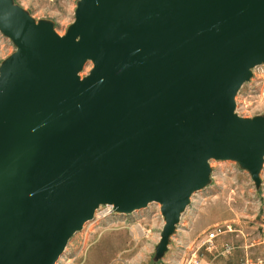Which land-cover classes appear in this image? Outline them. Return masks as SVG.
<instances>
[{
  "label": "water",
  "instance_id": "1",
  "mask_svg": "<svg viewBox=\"0 0 264 264\" xmlns=\"http://www.w3.org/2000/svg\"><path fill=\"white\" fill-rule=\"evenodd\" d=\"M0 32L17 48L0 67V264H56L101 206L153 203L161 258L210 161L261 186L264 117L235 112L264 66V0H78L64 36L0 0Z\"/></svg>",
  "mask_w": 264,
  "mask_h": 264
},
{
  "label": "rangeland",
  "instance_id": "2",
  "mask_svg": "<svg viewBox=\"0 0 264 264\" xmlns=\"http://www.w3.org/2000/svg\"><path fill=\"white\" fill-rule=\"evenodd\" d=\"M14 2L36 22L53 23L60 36H64L74 23L78 4V0ZM16 49L15 44L0 32V67ZM92 66L91 62L87 63L80 76H87ZM252 73L250 81L242 86L236 97L235 113L244 118L264 117V66L255 67ZM210 167V183L192 196L191 204L182 215V218L189 216L188 223L182 225L180 221L163 257L157 258V247L165 225L159 204H150L131 214L111 212L105 217L102 215L110 207L101 206L94 219L69 240L56 264H182V258H187L191 249L188 248L190 241L181 236L188 231V235L195 239V199L204 203L197 227L211 220L225 222L233 214L234 219L244 222L247 231L244 238H260L261 234L264 238V184L258 188L250 173L234 161L212 160ZM263 175L264 166L261 179ZM252 253V259L264 258V248ZM238 255L230 264H241L243 258L240 260Z\"/></svg>",
  "mask_w": 264,
  "mask_h": 264
},
{
  "label": "crops",
  "instance_id": "3",
  "mask_svg": "<svg viewBox=\"0 0 264 264\" xmlns=\"http://www.w3.org/2000/svg\"><path fill=\"white\" fill-rule=\"evenodd\" d=\"M261 180L262 183L264 184V175L262 176ZM203 204H204L203 202H200L198 199H195V239L198 236L205 233L206 231L211 230L218 225H228L231 227L230 229L231 231L225 233L224 235L218 236L217 239L215 240L216 249L211 253H209L208 257L206 258V260L209 261L211 264H230V262L233 260L234 257L236 256L239 257L238 253L240 254V260H241L242 258L244 259L247 255L249 257L251 256V254L253 255L252 252H255L256 250H262L264 248V238L262 234L260 235V238H253L250 240L244 238L246 236L245 232H247L246 227L244 226V222L234 219L233 214H231L230 217L225 222H218L215 220H211L207 222L204 226L197 227L196 222L204 212ZM188 217L189 216H184L183 218L181 217L182 225L188 223L189 220ZM185 232L186 233H184V235L181 236L182 239L186 238V241L187 240L188 242L190 241L189 243L195 241V239L191 238L188 235L187 233L188 231ZM227 246H230L231 248V250L228 252L226 251ZM253 259L256 260L257 258H253ZM258 259H262V258H258Z\"/></svg>",
  "mask_w": 264,
  "mask_h": 264
},
{
  "label": "built area",
  "instance_id": "4",
  "mask_svg": "<svg viewBox=\"0 0 264 264\" xmlns=\"http://www.w3.org/2000/svg\"><path fill=\"white\" fill-rule=\"evenodd\" d=\"M110 209L105 212L102 216L105 217L113 211L111 206ZM231 227L228 225H218L211 230L206 231L202 235L198 236L195 241L191 242L188 245V248L191 249L190 255L185 258H182V264H211L205 259L206 253H211L216 249L215 240L218 236L224 235L225 233L231 231ZM230 246L226 247V251H230ZM241 264H264V259H252L248 255L244 258Z\"/></svg>",
  "mask_w": 264,
  "mask_h": 264
}]
</instances>
